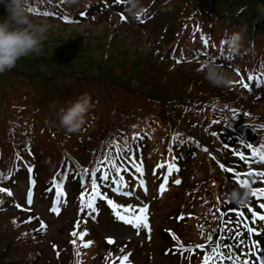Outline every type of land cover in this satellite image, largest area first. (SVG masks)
Masks as SVG:
<instances>
[{
    "label": "trees",
    "instance_id": "16d2710c",
    "mask_svg": "<svg viewBox=\"0 0 264 264\" xmlns=\"http://www.w3.org/2000/svg\"><path fill=\"white\" fill-rule=\"evenodd\" d=\"M100 2L28 0V8L37 9L31 12L33 18L46 20L51 27L43 44L47 53L22 58L15 68L0 73V187L9 190L6 185L13 186L24 176L51 202H76L78 213L81 193L87 197L92 188L83 169L100 167L97 160L109 151L112 140L127 141L129 147L124 151L133 156L135 166L142 163L143 174L130 168L122 173L124 189L114 191L119 184L108 183L101 184L100 190L126 216L136 212L138 201L122 194L129 188L145 196L148 186L144 184L149 180V193L157 200L180 193L181 209L173 208L169 214L183 226L190 220L192 234L191 229L162 227L166 253L181 258L184 264H202L204 252L219 236L233 246V252L243 253L255 241L264 247V221L253 225L248 212L252 208L264 214L259 208L264 198L251 195L244 207L228 198L241 187L237 173L249 181L252 192L264 188V177L246 175L264 171L258 162H251L254 158L247 154L252 149L246 147L251 144L264 150V80L260 79L264 76V0H140L145 11L139 19L128 15L126 0ZM44 12L51 15L45 17ZM6 15L0 4V18ZM99 19H103L105 30L99 25L88 28ZM70 25H83L85 29L76 34L86 38L85 44L75 42L76 34L62 35ZM115 27L120 39L109 38L108 30ZM241 31L242 47L233 55L222 40L225 32ZM205 60L222 65L233 77L231 87H212L204 79L201 68ZM237 70L253 75L255 87L249 82L250 87L244 89L238 83L243 77ZM81 77L85 88L75 84ZM85 93L93 106L81 129L70 134L59 125V109ZM112 99H117L114 105ZM245 122L256 130L253 142L241 136ZM137 132L139 139H133ZM234 153H245L249 162ZM169 163L175 169L161 189L165 172L157 165ZM54 176L63 191L59 198L55 190L50 191ZM177 180L179 184L174 183ZM107 199H96L94 212L77 217L79 228L73 229L77 235L69 234L72 241H77L80 232L91 234L94 226L89 215L106 214L111 221L122 222ZM0 201V264H36L41 254L35 250L40 223L33 225V219L26 223L35 216L17 207L6 192L0 193ZM129 207L133 211L125 212ZM233 210L243 212L248 226L259 233L242 237L243 245H238L239 238H231L237 230H246L242 221L237 227ZM224 225L227 232L222 230ZM209 235L214 238L211 242ZM197 245L209 247L199 249ZM186 248L192 251H182ZM48 249L40 264H80L72 252L60 253L54 244ZM119 254L125 256V247ZM126 264L136 263L127 260Z\"/></svg>",
    "mask_w": 264,
    "mask_h": 264
},
{
    "label": "rangeland",
    "instance_id": "374dc122",
    "mask_svg": "<svg viewBox=\"0 0 264 264\" xmlns=\"http://www.w3.org/2000/svg\"><path fill=\"white\" fill-rule=\"evenodd\" d=\"M102 2H105V0H101L100 3ZM102 21L103 19H99L97 24L91 25L88 28H95L97 27L95 25H99L100 30H105ZM120 26L124 25H118V27ZM82 27L83 25H70L64 32L61 33L67 38L68 35L72 37L81 29H85ZM119 33L120 31L116 27L108 30L109 38L111 39H115L116 37L120 39L118 36ZM85 39L82 40V37L76 34L75 42L85 44ZM44 53H47V50H44ZM43 59L44 56H42V60ZM92 61L93 60L90 62ZM42 72H45L44 69H42ZM66 72L68 73L67 70ZM47 82L49 83L50 80H47ZM75 84L82 88L86 87L83 77L79 78L78 82ZM88 92L92 94L91 89L88 90ZM116 100L117 99H112L109 101H111L114 105ZM243 125L249 124L245 122ZM249 126L252 127L251 125ZM252 129L255 131V139L253 140L255 141L257 138L256 130L253 127ZM30 183H32L31 179H26L24 176H21L20 181H17L13 186H6H8L9 190L13 193L11 198L14 204L20 205L23 210L31 212L35 216L32 220L33 225L41 223V221L47 225L45 231H39L38 242L35 243V250L41 251L39 258L36 260V264H40V261L47 257L49 254L48 247L51 244L58 246L61 249L60 253L72 252L76 256V259L80 261V264H117L118 260L123 257L119 254V250L122 247H125V255L128 256V260L136 264H184V261L181 258H174L169 252L166 253L160 233V229L162 227H168L170 229L181 228V230L191 229L190 233L192 234V224L190 226V220L187 225L183 226L180 224L179 220L176 221V219L172 218L169 214L173 208L181 209V206H178L183 200V196L180 197V193L177 194V196H174V198L165 196L164 198L157 200L149 193L152 189V183L149 180L147 184H144L148 186L145 191V193L147 192L145 196L140 192H135L131 190L132 188H129L127 191L132 192V195L127 197H135L138 199L136 205L137 210L141 206L149 209L148 221L151 231L143 230L138 234L131 226L124 224L123 222L111 221L107 218L106 214L104 216L101 214L96 218L89 215L87 219L89 222L91 221L90 224L94 226V229L91 234H87L86 239L81 240L78 236L77 241H74L73 243L69 234L74 231V225H76V220L78 219L77 203L72 201L64 203L65 205L60 207V214L56 215L54 211L50 212L49 209L56 206L58 204V200L56 199L51 202L46 194L43 196L40 194L34 183L32 186ZM156 192L157 190H155V193ZM151 193H154V191ZM29 197L33 201L31 205L26 203V200ZM14 204L8 206L10 211L14 208ZM108 239H112L114 243L107 242L109 245L105 244V241H108ZM89 241L91 242L90 246H82Z\"/></svg>",
    "mask_w": 264,
    "mask_h": 264
},
{
    "label": "snow or ice",
    "instance_id": "6c2138e0",
    "mask_svg": "<svg viewBox=\"0 0 264 264\" xmlns=\"http://www.w3.org/2000/svg\"><path fill=\"white\" fill-rule=\"evenodd\" d=\"M34 3L35 0H32ZM119 2V0H117ZM28 3V0H27ZM30 12H36L37 9L34 7H29ZM43 16L47 17L50 16L51 13L49 12H44L42 14ZM123 18V17H122ZM139 19V17H137ZM207 45V42H205V46ZM178 63L180 61H177ZM237 75L242 76L243 78L238 81V83L244 88L248 89L250 87L251 82V87H255L256 83V78L253 75H246L242 72V70H237ZM261 80H264V76L260 77ZM233 119H235V116H233ZM140 133H134L133 134V139H139ZM215 135V133H213ZM129 147L127 141H125L123 144L120 142L116 141L115 139L110 142L108 145L109 151L107 153L101 154V157L98 158L97 163L100 164V167L98 168H93V169H83L86 175H89L90 182L92 184L91 188V193L87 195L85 193H81L80 196V205L78 209V216H83L87 215L90 212H94V201L96 199L99 200H105L107 199L104 193L100 190L101 189V184H119L118 188H114V191H121L126 187V184L124 183L123 175L122 173L128 172L130 168H133L135 173H139L140 175L143 174V165L142 163L139 164V166H135L133 163V156L130 155L128 152H125L124 150ZM247 148L252 149V151L247 154L250 155L253 159L251 162H258L260 167L264 168V150L258 147H254L251 144L246 145ZM118 149V150H114ZM207 151V150H206ZM235 155L239 156V159L241 161L249 162L247 160V156L245 153H234ZM221 169L224 171H231L230 169H226L224 165H220ZM157 168L161 169L162 171L165 172L164 175V183L161 184V189L165 188V184L168 182L169 177L172 175V171L175 169L174 164H161L157 165ZM31 171V169H29ZM247 176H252V177H264V171H255V172H248L246 173ZM236 176V181L241 185V186H248L249 181L247 179H240L239 174H235ZM115 177V179H113ZM174 183L179 184L180 181H174ZM255 183V181H253ZM53 188L51 190H55L56 196L62 197L63 196V191L60 188V186L57 184V178L54 176L53 181H52ZM143 186V185H142ZM6 192L8 196H12L13 193L11 190H6L2 187H0V193ZM123 195L126 196H131L132 192L130 191H124L122 192ZM252 196L256 197L258 199L264 198V188L262 189H254L252 192ZM2 203V201H0ZM26 203L28 205H31L33 203L32 199L29 197L26 200ZM63 200L60 199L58 201V204L54 206L53 208H50L49 211L53 212L56 215L60 214V207L63 205ZM107 203L113 208L114 215L117 219L121 220L122 222L128 224L131 226L138 234L142 232L143 230H148L151 231L150 224L148 221V212L149 209L146 207L141 206L136 212H134L130 216H126L123 214L120 210L117 209V205L113 202L111 199H107ZM17 207H20L17 205ZM241 207H244V205H241ZM259 208L261 210H264V199H261V203L259 204ZM125 212H132L133 210L129 207L124 210ZM236 211V210H233ZM248 212L251 213V222L253 225H255L258 222L264 221V214H261L260 212L254 211L252 208L248 209ZM245 214L243 212H238L236 211V219L238 221L237 227L239 228V223L242 221L243 225L245 227V231L241 232L237 230L233 236L231 237L232 239H238V245H243L245 243L244 239L242 237H246L249 235H252L253 233L259 234L258 230L255 227H249L248 226V221L244 219ZM31 219L29 221H26V223H30ZM224 220H226V216L224 217ZM14 225L16 224V221L13 220L12 222ZM222 221V225H223ZM75 228H79V221H77L76 225H74ZM47 228V225L41 221L40 227L36 229L37 231L43 232ZM222 230L224 232L228 231V228L226 225L222 227ZM73 236H76L77 233L73 231L70 233ZM87 235L86 232H80L79 233V238L81 240L84 239V237ZM208 241H213V236L209 235L207 237ZM225 237L224 236H219L215 239V243L213 245L206 246V245H197L196 247L199 249H205L206 247H209L208 251H205L203 254V260L202 264H252V259H249L248 257H252L257 264H264V247L260 246L259 241H255L254 244L246 248L243 253H241L239 250L236 252H233V246L231 244L224 243ZM108 243H114L112 239H108ZM74 243V241H73ZM91 242H87L83 244V247H88L90 246ZM55 247V246H54ZM227 249L226 252H222L221 248ZM257 249H259L257 251ZM182 251L186 252H191V248H186L182 249ZM128 260V256L125 255L121 258L120 264H126Z\"/></svg>",
    "mask_w": 264,
    "mask_h": 264
},
{
    "label": "clouds",
    "instance_id": "9594fccd",
    "mask_svg": "<svg viewBox=\"0 0 264 264\" xmlns=\"http://www.w3.org/2000/svg\"><path fill=\"white\" fill-rule=\"evenodd\" d=\"M0 4L4 5L7 14L5 18H0V73H4L15 68L20 59L32 54H42L43 44L51 25L46 20L37 21L33 18L27 0H0ZM126 4L127 13L133 18L142 15L145 11L140 0H126ZM242 40V31L231 34L225 32L222 44L227 47L228 52L236 55L241 50ZM201 71L204 79L212 87H231V76L214 60H205ZM92 106V98L85 93L67 108L59 109L60 127L70 134L78 132ZM251 195L249 186H241L233 190L228 198L241 206L249 202Z\"/></svg>",
    "mask_w": 264,
    "mask_h": 264
},
{
    "label": "water",
    "instance_id": "95a60500",
    "mask_svg": "<svg viewBox=\"0 0 264 264\" xmlns=\"http://www.w3.org/2000/svg\"><path fill=\"white\" fill-rule=\"evenodd\" d=\"M241 136L246 142H252L255 139V131L249 125L241 127Z\"/></svg>",
    "mask_w": 264,
    "mask_h": 264
},
{
    "label": "bare ground",
    "instance_id": "6f19581e",
    "mask_svg": "<svg viewBox=\"0 0 264 264\" xmlns=\"http://www.w3.org/2000/svg\"><path fill=\"white\" fill-rule=\"evenodd\" d=\"M256 52V51H255ZM258 52H260L259 50H258ZM257 53V52H256ZM260 53H262V52H260ZM262 58H260V60H261ZM263 60V59H262ZM253 61H256L255 60V58H253ZM259 63H260V61H259ZM254 64H256L255 62H254Z\"/></svg>",
    "mask_w": 264,
    "mask_h": 264
}]
</instances>
